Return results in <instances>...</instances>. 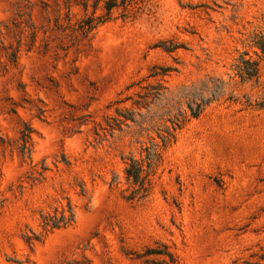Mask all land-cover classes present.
<instances>
[{
    "label": "rangeland",
    "instance_id": "rangeland-1",
    "mask_svg": "<svg viewBox=\"0 0 264 264\" xmlns=\"http://www.w3.org/2000/svg\"><path fill=\"white\" fill-rule=\"evenodd\" d=\"M93 11L0 0V264H264V0Z\"/></svg>",
    "mask_w": 264,
    "mask_h": 264
},
{
    "label": "trees",
    "instance_id": "trees-1",
    "mask_svg": "<svg viewBox=\"0 0 264 264\" xmlns=\"http://www.w3.org/2000/svg\"><path fill=\"white\" fill-rule=\"evenodd\" d=\"M148 2L149 0H68V5L72 6L74 4H82L87 10L93 5L95 11L90 13L87 18L83 20V27L87 30H93L106 21L111 20L113 18L114 10L122 8L125 12L124 18L135 17L147 8ZM100 6H102L106 12L102 16H97L95 15V12ZM257 45L264 52V40L259 42ZM247 55L248 52H243L236 64V74L244 82L253 79L257 80L260 77L259 60ZM24 140L25 144L30 142L31 128H29ZM126 171L128 176L133 178L134 181H139L143 172L142 164L136 159H131L130 162H128ZM73 215L74 214L71 211V217H73ZM60 225V222H53L52 224L46 222V226L52 229L59 227Z\"/></svg>",
    "mask_w": 264,
    "mask_h": 264
}]
</instances>
